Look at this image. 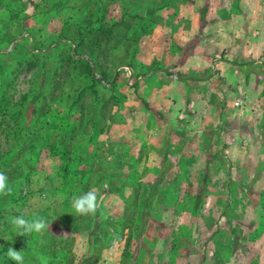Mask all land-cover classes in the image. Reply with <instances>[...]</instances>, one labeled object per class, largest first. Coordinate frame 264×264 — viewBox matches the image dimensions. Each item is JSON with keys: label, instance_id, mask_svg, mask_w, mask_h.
<instances>
[{"label": "rangeland", "instance_id": "1", "mask_svg": "<svg viewBox=\"0 0 264 264\" xmlns=\"http://www.w3.org/2000/svg\"><path fill=\"white\" fill-rule=\"evenodd\" d=\"M189 1L110 0L120 5L110 13L109 0H0V171L12 188L0 197V264H15L9 248L24 264H264V102L257 121L231 99L237 112L226 107L192 158L174 157L183 148L170 137L124 158L146 99L139 83L152 84L137 80L142 60L159 65L164 52L154 21L170 26L166 11ZM206 1L197 5H233ZM237 135L258 139L263 158ZM94 188L96 215H77L73 195ZM21 214L52 223L15 236L8 221Z\"/></svg>", "mask_w": 264, "mask_h": 264}, {"label": "crops", "instance_id": "2", "mask_svg": "<svg viewBox=\"0 0 264 264\" xmlns=\"http://www.w3.org/2000/svg\"><path fill=\"white\" fill-rule=\"evenodd\" d=\"M232 3L212 7L199 6L197 0H192L178 12L166 11V18L169 13L172 16L170 26H164L162 17L154 21L156 33L152 34L164 52L157 58L159 65L147 58L142 60L147 73L137 80L152 79V84L139 83L140 89H144L140 96L146 99L132 109L133 118L139 119L134 127L131 126L135 130L131 129L132 134L125 139L127 153L124 158H130L140 143L159 147L168 140L165 137L173 138L176 145L183 148L179 154H173L174 157L192 158L203 142V132L220 131L222 121H226V107L236 111L232 100H239L238 116L260 120L264 102L261 97L264 89V0H233ZM153 50L154 47H150L149 54ZM222 94L223 103H211V95L219 97ZM231 94H238L240 98ZM152 119L156 120L153 127ZM180 133L187 138L180 139ZM237 139L250 144L255 153L253 157L258 154L263 158L258 139H245L240 135ZM223 140L227 146L228 138ZM215 148L212 145L209 150ZM107 153L106 157L114 156L110 150ZM152 158L161 165L163 156Z\"/></svg>", "mask_w": 264, "mask_h": 264}, {"label": "clouds", "instance_id": "3", "mask_svg": "<svg viewBox=\"0 0 264 264\" xmlns=\"http://www.w3.org/2000/svg\"><path fill=\"white\" fill-rule=\"evenodd\" d=\"M98 189H92L81 195H73L71 205L74 212L80 216H95L98 209L101 207L104 196L98 194ZM12 194V188L9 184L7 175L0 171V197L9 196ZM9 224L15 236L25 237L31 236L33 233L43 234L49 230L50 224L46 218L40 216H33L31 219L25 218L23 214L12 216L9 218ZM43 243V241H41ZM6 256L15 262V264H24L25 256L23 251H16L9 248ZM40 264H49V257L45 255L38 256Z\"/></svg>", "mask_w": 264, "mask_h": 264}, {"label": "trees", "instance_id": "4", "mask_svg": "<svg viewBox=\"0 0 264 264\" xmlns=\"http://www.w3.org/2000/svg\"><path fill=\"white\" fill-rule=\"evenodd\" d=\"M110 4L112 5L113 2L110 3V0H109V2H108V4H107L106 7H107L108 11H109L110 13H112L114 9H113V6H111ZM116 4H117V8H116V9L119 10L118 8L120 7V5H119L118 2H116ZM110 6H111V7H110ZM114 8H115V7H114Z\"/></svg>", "mask_w": 264, "mask_h": 264}]
</instances>
